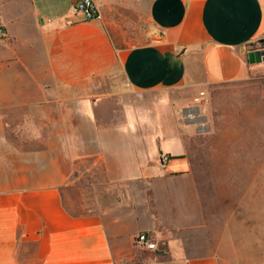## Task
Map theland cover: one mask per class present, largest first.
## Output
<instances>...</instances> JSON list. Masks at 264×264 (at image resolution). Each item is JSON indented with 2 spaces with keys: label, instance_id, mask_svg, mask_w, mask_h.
<instances>
[{
  "label": "crops",
  "instance_id": "crops-1",
  "mask_svg": "<svg viewBox=\"0 0 264 264\" xmlns=\"http://www.w3.org/2000/svg\"><path fill=\"white\" fill-rule=\"evenodd\" d=\"M79 1L0 0V264H221L183 104L261 65L264 0Z\"/></svg>",
  "mask_w": 264,
  "mask_h": 264
},
{
  "label": "rangeland",
  "instance_id": "rangeland-1",
  "mask_svg": "<svg viewBox=\"0 0 264 264\" xmlns=\"http://www.w3.org/2000/svg\"><path fill=\"white\" fill-rule=\"evenodd\" d=\"M253 48L264 50V37ZM249 78L183 104L203 118L191 123L186 147L207 245L218 249L221 264H264V61Z\"/></svg>",
  "mask_w": 264,
  "mask_h": 264
},
{
  "label": "built area",
  "instance_id": "built-area-1",
  "mask_svg": "<svg viewBox=\"0 0 264 264\" xmlns=\"http://www.w3.org/2000/svg\"><path fill=\"white\" fill-rule=\"evenodd\" d=\"M73 12L82 13L84 16L83 21H100L101 15L98 13L96 7L91 0H80L73 8ZM6 38V32L0 28V40ZM168 161V157L164 156L160 159L161 165ZM135 243L141 245L145 249H154L155 245L149 241L145 233H140L135 238Z\"/></svg>",
  "mask_w": 264,
  "mask_h": 264
},
{
  "label": "water",
  "instance_id": "water-1",
  "mask_svg": "<svg viewBox=\"0 0 264 264\" xmlns=\"http://www.w3.org/2000/svg\"><path fill=\"white\" fill-rule=\"evenodd\" d=\"M247 57H248V61L250 63H260V62L264 61V50H256L253 52H249L247 54ZM191 109L195 110L198 113L197 107H194ZM191 109H189V110H191ZM190 123H193V122L190 121Z\"/></svg>",
  "mask_w": 264,
  "mask_h": 264
},
{
  "label": "trees",
  "instance_id": "trees-1",
  "mask_svg": "<svg viewBox=\"0 0 264 264\" xmlns=\"http://www.w3.org/2000/svg\"><path fill=\"white\" fill-rule=\"evenodd\" d=\"M261 40L257 41V42H260ZM254 44L252 45V49H256V48H253Z\"/></svg>",
  "mask_w": 264,
  "mask_h": 264
},
{
  "label": "flooded vegetation",
  "instance_id": "flooded-vegetation-1",
  "mask_svg": "<svg viewBox=\"0 0 264 264\" xmlns=\"http://www.w3.org/2000/svg\"><path fill=\"white\" fill-rule=\"evenodd\" d=\"M259 50H261V49H259ZM256 51V50H255Z\"/></svg>",
  "mask_w": 264,
  "mask_h": 264
},
{
  "label": "bare ground",
  "instance_id": "bare-ground-1",
  "mask_svg": "<svg viewBox=\"0 0 264 264\" xmlns=\"http://www.w3.org/2000/svg\"><path fill=\"white\" fill-rule=\"evenodd\" d=\"M201 129V128H200Z\"/></svg>",
  "mask_w": 264,
  "mask_h": 264
}]
</instances>
